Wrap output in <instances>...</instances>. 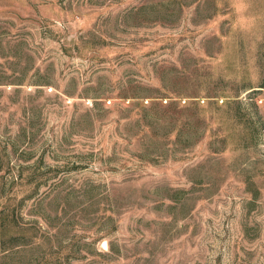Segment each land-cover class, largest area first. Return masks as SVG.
<instances>
[{"label":"rangeland","instance_id":"obj_1","mask_svg":"<svg viewBox=\"0 0 264 264\" xmlns=\"http://www.w3.org/2000/svg\"><path fill=\"white\" fill-rule=\"evenodd\" d=\"M0 264H264V0H0Z\"/></svg>","mask_w":264,"mask_h":264}]
</instances>
